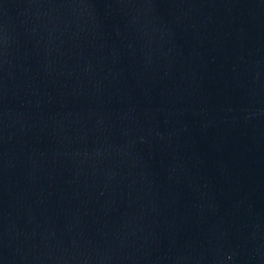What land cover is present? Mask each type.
<instances>
[{
    "label": "water",
    "instance_id": "95a60500",
    "mask_svg": "<svg viewBox=\"0 0 264 264\" xmlns=\"http://www.w3.org/2000/svg\"><path fill=\"white\" fill-rule=\"evenodd\" d=\"M0 264H264V0H0Z\"/></svg>",
    "mask_w": 264,
    "mask_h": 264
}]
</instances>
